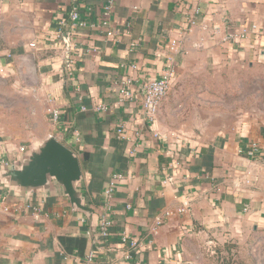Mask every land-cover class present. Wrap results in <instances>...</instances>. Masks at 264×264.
<instances>
[{"label":"crops","instance_id":"crops-1","mask_svg":"<svg viewBox=\"0 0 264 264\" xmlns=\"http://www.w3.org/2000/svg\"><path fill=\"white\" fill-rule=\"evenodd\" d=\"M109 4L111 36L95 26ZM253 25L245 37L224 40ZM172 39L179 42L176 76L151 124L142 84L160 75ZM67 58L74 60L70 78ZM261 58L264 0H0V76L36 104L21 134L0 127V172L50 134L72 149L69 130L77 128L76 189L91 210H78L56 181L22 196L0 177V264H194L197 235L234 240L264 225V109L238 111L229 123L205 119L198 129L169 119L179 80L264 67ZM127 78L135 98L120 101ZM100 104L105 109H95ZM102 213L111 220L107 238L97 233ZM121 232L138 242L130 258Z\"/></svg>","mask_w":264,"mask_h":264},{"label":"rangeland","instance_id":"rangeland-1","mask_svg":"<svg viewBox=\"0 0 264 264\" xmlns=\"http://www.w3.org/2000/svg\"><path fill=\"white\" fill-rule=\"evenodd\" d=\"M173 90L169 119L174 124L182 119L198 129L195 123L209 118L229 123L238 111L264 109V67H227L220 77L211 73L179 80ZM35 107L33 101L12 90L11 81L0 76V127L4 131L21 134ZM191 248L194 264H264V225L234 240L201 233Z\"/></svg>","mask_w":264,"mask_h":264},{"label":"built area","instance_id":"built-area-1","mask_svg":"<svg viewBox=\"0 0 264 264\" xmlns=\"http://www.w3.org/2000/svg\"><path fill=\"white\" fill-rule=\"evenodd\" d=\"M110 8V4L105 6L106 11L104 12V16L98 21V23L95 25L96 27L102 28L105 32V35L111 36L114 31L109 28V19H108V9ZM194 13H198V9H195ZM192 15V14H191ZM191 15L186 17L187 24H192L193 20ZM78 17V14L75 10L71 13L70 19H71V26H74V20H76ZM254 30L255 26L253 25L251 28H241L240 32H231L227 35L226 39H233L237 41L238 38L245 37L249 31ZM255 31V30H254ZM134 45V44H132ZM67 49L70 48L69 46H66ZM169 54L166 58V60L163 63L160 75L156 78H153L151 80H148L142 84V100L141 105L143 109V113L145 118L151 123L155 124L157 121V114L159 107L161 105V102L167 95V92L171 88V85L173 84L176 76V61L174 58V54L179 52V42L177 39H172L168 46ZM264 62V58L260 59ZM73 58H67V60L64 63L63 70L66 71V74L68 75V78L71 77L70 73L72 71V65H73ZM133 68H135V65H132ZM132 81L130 78L121 80L119 84L118 94H119V100L120 101H130L135 98V94L133 93L132 89L130 88ZM82 109H85L84 106L81 107ZM95 109L97 110H103L105 109L104 105H96ZM49 114L51 119L54 122H57L60 116V111L57 108L49 109ZM123 127H119L117 129V133L119 135H123ZM70 134V140L72 143V149H77L80 144L82 143V135L80 131L77 128L71 127L69 130ZM170 136L175 137V134L170 132ZM175 142V139H174ZM176 143V142H175ZM22 150H24L22 148ZM256 150V144H253L250 154H253V152ZM117 177V175H116ZM113 185L114 182L110 181L109 185L104 189V194L106 198L111 195L113 191ZM26 207L31 208L32 210L38 212L40 210L39 205L32 204L31 202H26ZM167 215H169V212H166ZM161 222L160 218H157V224ZM110 227H111V220L108 217L106 213H102L99 217L98 227H97V233L100 237L107 238L110 235ZM119 241L127 247V251H125V258L131 257V250L136 249L138 246V242L134 237H131L126 232H121L119 236ZM129 249H131L129 251ZM93 256V253L90 252L87 255V260H91Z\"/></svg>","mask_w":264,"mask_h":264},{"label":"water","instance_id":"water-1","mask_svg":"<svg viewBox=\"0 0 264 264\" xmlns=\"http://www.w3.org/2000/svg\"><path fill=\"white\" fill-rule=\"evenodd\" d=\"M64 40L69 46L67 34H64ZM83 156L86 157L87 153ZM81 174L79 155L50 134L32 147L18 164L1 171L0 177L6 185L18 189L22 196L44 190L50 181H56L78 210L89 212L90 208L82 202L81 193L76 189Z\"/></svg>","mask_w":264,"mask_h":264}]
</instances>
